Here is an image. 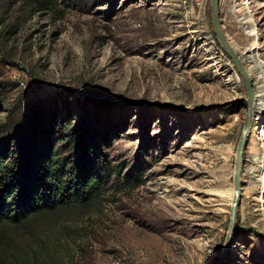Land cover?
Returning a JSON list of instances; mask_svg holds the SVG:
<instances>
[{
	"label": "rangeland",
	"instance_id": "rangeland-1",
	"mask_svg": "<svg viewBox=\"0 0 264 264\" xmlns=\"http://www.w3.org/2000/svg\"><path fill=\"white\" fill-rule=\"evenodd\" d=\"M211 1L0 0V129L36 105L88 121L62 150L87 144L104 174L89 203L1 227L10 264H264V0L220 2L236 52L261 61L231 233L248 93Z\"/></svg>",
	"mask_w": 264,
	"mask_h": 264
},
{
	"label": "trees",
	"instance_id": "trees-1",
	"mask_svg": "<svg viewBox=\"0 0 264 264\" xmlns=\"http://www.w3.org/2000/svg\"><path fill=\"white\" fill-rule=\"evenodd\" d=\"M21 115L9 117L8 128L0 129L2 136L7 132L0 141V228L24 223L40 211L87 204L99 195L103 182L87 144L76 155L62 150L65 137L74 148L81 129L89 133L88 121L73 128L72 121L46 113L40 105ZM0 264H10L1 251Z\"/></svg>",
	"mask_w": 264,
	"mask_h": 264
},
{
	"label": "water",
	"instance_id": "water-1",
	"mask_svg": "<svg viewBox=\"0 0 264 264\" xmlns=\"http://www.w3.org/2000/svg\"><path fill=\"white\" fill-rule=\"evenodd\" d=\"M220 2L221 0H212L211 1V9H212V23L213 27L215 29V32L223 45V47L226 49V51L231 56L234 65L238 69V71L241 73L242 77L245 80L248 98H247V112L246 117L244 120L243 128L241 137L238 142L237 146V152H236V166H235V174H234V195L231 202V208H230V233L232 232L235 222H236V216H237V208L240 202L241 198V190H242V165H243V155L244 151L246 149V146L248 144V136H249V130L253 118V105H254V89L251 77L249 76L247 68L244 66L243 61L241 60V57L236 52L235 48L231 45L229 39L226 36V33L224 31V28L222 27V19L220 18Z\"/></svg>",
	"mask_w": 264,
	"mask_h": 264
},
{
	"label": "bare ground",
	"instance_id": "bare-ground-1",
	"mask_svg": "<svg viewBox=\"0 0 264 264\" xmlns=\"http://www.w3.org/2000/svg\"><path fill=\"white\" fill-rule=\"evenodd\" d=\"M230 41V43H231V45L232 46H234V40H229ZM236 41V40H235ZM259 43H257V46H253V47H250L249 48V51H251L252 49L254 50V49H257V48H259ZM259 50V49H258ZM249 59H252V60H250L249 61V67L247 68V70H248V73H249V76L251 77L252 75H253V71L255 70V69H258L260 66H261V61H259L255 56H253L252 54H250L249 56H247V57H245V58H243V59H241L243 62H245V61H247V60H249ZM254 108H255V105H253V111H254ZM262 135H264V134H262ZM259 139H263V138H259ZM234 195V194H233ZM231 197V196H230ZM232 198V197H231Z\"/></svg>",
	"mask_w": 264,
	"mask_h": 264
}]
</instances>
